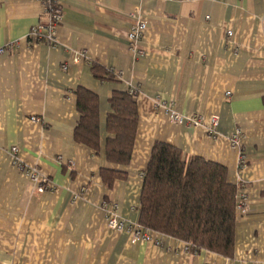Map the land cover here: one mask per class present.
Masks as SVG:
<instances>
[{"label": "crops", "instance_id": "1", "mask_svg": "<svg viewBox=\"0 0 264 264\" xmlns=\"http://www.w3.org/2000/svg\"><path fill=\"white\" fill-rule=\"evenodd\" d=\"M60 6L57 45H30L43 5L0 0V47L13 46L0 54V264H264V0H60ZM138 19L148 30L133 45L127 36ZM109 71L120 78H106ZM80 88L100 100L99 153L75 141ZM135 88L132 159L111 165L103 152L110 99ZM172 112L203 122H173ZM213 119L218 126L210 134ZM238 132L236 149L231 138ZM157 142L177 147L186 160L225 167L228 182L246 195L249 211L238 217L232 257L188 252L183 241L158 233L154 245L109 230L112 210L140 225L144 174ZM13 147L52 190L36 193L14 166ZM104 168L126 178L109 187Z\"/></svg>", "mask_w": 264, "mask_h": 264}, {"label": "trees", "instance_id": "2", "mask_svg": "<svg viewBox=\"0 0 264 264\" xmlns=\"http://www.w3.org/2000/svg\"><path fill=\"white\" fill-rule=\"evenodd\" d=\"M94 71L96 77H102L99 70ZM105 74L110 80L118 79L115 72ZM76 105L80 119L75 141L101 152L99 97L80 88ZM110 107L105 159L111 165L127 166L139 124L136 96L116 92L110 99ZM101 173L109 187L126 178L121 170L104 168ZM237 192L238 187L228 182L225 167L197 157L186 160L177 147L157 142L144 174L140 225L144 230L190 244L197 251L232 257L238 221Z\"/></svg>", "mask_w": 264, "mask_h": 264}, {"label": "built area", "instance_id": "3", "mask_svg": "<svg viewBox=\"0 0 264 264\" xmlns=\"http://www.w3.org/2000/svg\"><path fill=\"white\" fill-rule=\"evenodd\" d=\"M37 2H40L43 5L44 8V20L38 24L37 26H34L29 34V43L30 45L35 44H41V43H48L50 46H56L58 41L55 36V28L57 25L61 22L62 17V10L60 6V0H36ZM148 30V23L142 20H139L136 22V24L133 26L131 32L128 34L127 39L130 44L136 45L138 42H140L146 31ZM228 36L232 37L233 32L229 31ZM13 49V46H9L8 48L0 47V54L11 51ZM117 77L119 75L117 74ZM137 93V89H131L129 91V94L135 95ZM170 119L173 122H189L193 126H199L203 122V117L200 115H195L190 118H183L176 114L175 112H172L170 115ZM218 126V120L213 119L212 125L209 128V133L214 134L215 129ZM240 132L235 134L231 138V144L234 148H239L240 143ZM11 154L13 158V164L14 166L22 173H24L27 178L30 180V182L34 185V188L36 190V193L42 194L44 192L52 190V184L50 179L42 174L40 170H38L35 167H30L26 165L22 158L19 156V150L17 147L11 148ZM60 160V159H59ZM246 161L244 157H242L241 160V166H245ZM249 211V204L246 195L239 191L237 192V200H236V212L237 217H243L245 216ZM107 226L109 230L114 231L116 233H128L132 236V238L135 241H142L149 244L154 245H160V242H158L155 237V232H152L150 230H144L141 225H132L127 224L120 220L115 210H112L110 216L106 219ZM186 251L191 252L194 251V253H197L198 251L193 248L190 244H186Z\"/></svg>", "mask_w": 264, "mask_h": 264}]
</instances>
